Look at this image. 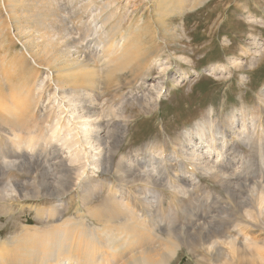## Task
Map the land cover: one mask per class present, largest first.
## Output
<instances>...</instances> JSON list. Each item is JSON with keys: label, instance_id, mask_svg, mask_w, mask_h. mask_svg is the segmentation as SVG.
<instances>
[{"label": "rangeland", "instance_id": "374dc122", "mask_svg": "<svg viewBox=\"0 0 264 264\" xmlns=\"http://www.w3.org/2000/svg\"><path fill=\"white\" fill-rule=\"evenodd\" d=\"M86 1L0 0V96L4 98V100L0 98L2 99L0 101L5 104L7 100L8 105L11 102L9 97L17 91L16 88L27 84L34 86V91L40 89L36 91L40 94L35 92L41 97L39 109L36 115H30L28 128L41 130L44 120L42 121L40 116L47 114L51 104L50 99L56 92L54 64L59 53L42 41L51 35L54 27L59 26V19L68 18L69 23L73 22V25H76L79 17L76 19L77 15L73 16L74 12L79 11L78 15L82 13L84 3H88ZM160 1L102 0L103 3H111L112 10L118 14V19H121L120 30L133 32L140 19L143 24L140 30L141 43L136 48L139 57L133 63L135 67L129 66L126 70L114 73L111 78L106 77L105 69L96 71L89 67L94 80L106 91V98L110 100L112 98L114 104L125 111L121 122L125 121L122 123L127 126L126 136L120 149L113 155L115 167L113 171L105 172L103 168L93 170L91 167L89 173L93 172L94 176L91 174L92 177L83 183L76 184V180L75 184L71 185L73 183L68 179V168L62 166L60 159L62 151L53 154L54 158L53 155L48 156L49 151L41 155L39 153L30 155L29 152L13 153L12 156H15L13 158L9 154L13 151L5 148L6 141H4L10 139L9 136L13 131L10 125L4 124L0 119V145H2L0 147L7 151H0V243L8 241L7 243L10 244L11 239L17 240L25 233L29 234L26 229L29 226L45 229L71 217L77 220L82 218L89 224L92 221L94 225L91 226L103 227L104 223L90 220L89 211L101 207L105 202H109L108 206L111 205L109 207L116 206L112 204L110 198L112 195H107L109 187L95 185L97 179H107V182H111L113 187L121 190L122 195L132 199L133 202H135L134 192L140 196L138 192L145 191L144 182L137 181L138 183L130 184L120 180V173L116 170L119 163H122L124 170L131 169L132 173H129L133 175L137 170L134 168L132 170L128 161L135 164L152 149L171 153L174 147L180 146L184 141L186 131H196L199 126L207 124L212 119L217 124H222L233 115L264 116V0H188L192 4L197 3L193 8L189 7L188 1L181 0L185 5L182 10L177 5L179 0H170V2L165 0L162 3ZM98 2L100 0H95V5ZM96 11L95 7H92V10L88 9L87 13L91 14L86 13L84 19L87 22L91 21L92 16L94 18L95 14H98ZM36 44L42 45L36 48ZM94 48L92 45L87 48L88 50L86 48L83 50L96 52ZM97 49L100 50L99 47ZM80 55L76 56L80 57ZM62 78L66 80L67 74H62ZM80 79L82 80L83 77L80 76ZM160 84L164 89L162 95L161 93L159 95ZM116 94L117 100L113 97ZM6 95L9 97L7 98ZM55 111L58 112L57 109ZM28 131L22 129L21 134L27 136ZM239 148V154L237 152L229 154L233 162L236 161L234 157L239 155V158L236 157L238 164L233 163L234 171H231L233 170L231 167L226 180L229 181L226 183L230 184V188L225 182L224 185L221 184L222 178L201 176L200 188L189 193L190 196L181 203L179 211L169 205L168 191H166L167 195L160 191L162 195L164 194L163 207L157 206L156 203L149 205L152 207L150 209L146 206L148 207L146 210H151V215H155L153 219L164 218L161 222L166 220L162 223L166 222L165 225L167 222L175 223L172 227L177 234L175 232L172 235L179 237V240H172L173 236L171 239L164 236L165 239L162 241L166 244L177 240L176 243L180 245L177 256L170 264H264V224H262L264 216L260 217V221L247 218L250 219L247 221H251V224L246 232H249L253 238L250 246L254 241L259 242L260 246H252V249L248 247L247 251L233 255L228 245L229 233L238 239V243L244 242V237L238 235V224L245 220L246 210L259 208L257 212L260 213L263 209L249 189H252L256 179L258 183L264 180L262 179L264 175L261 174L264 171V160L255 151L249 154L250 151L246 147ZM4 153L9 154L11 158L4 160ZM240 157L243 158V162ZM30 159L34 162L32 166ZM247 160L252 161L251 167L254 166V170L249 167L250 163ZM238 167L240 171H237ZM246 168L254 171V174ZM247 173L253 174H250V179ZM258 175L262 178L257 177ZM85 177L86 175L83 179ZM251 179L255 181L251 182ZM89 185L92 187L94 185V189L97 190L93 189L95 199L90 198L86 192L91 189ZM99 190L102 191L98 193ZM160 193L158 190L153 192L155 197ZM153 194H149L150 198ZM156 198H151V202L154 199V202L157 201ZM52 207L55 209V213L52 212L54 214L48 209ZM183 209L186 211L182 212ZM50 213L53 216H49ZM56 213L58 214L54 217ZM168 214H171L169 219H167ZM207 214L209 217H214L213 222ZM255 222L258 224H254ZM116 223H114L116 226L120 224ZM196 223H207L206 229L213 230L204 237H198L195 235L198 231H194ZM187 231L193 233L190 232L192 234L189 235ZM211 243H215L214 247L208 251ZM153 246L155 250L163 251V246L159 242Z\"/></svg>", "mask_w": 264, "mask_h": 264}, {"label": "bare ground", "instance_id": "6f19581e", "mask_svg": "<svg viewBox=\"0 0 264 264\" xmlns=\"http://www.w3.org/2000/svg\"><path fill=\"white\" fill-rule=\"evenodd\" d=\"M87 1L88 3H84L85 6H82V13L78 15L79 11L76 13L74 12L73 16L77 15L76 19L79 17L76 25H73V22L72 24L69 23L68 18L59 19V26L57 28L54 27L51 31V35L44 38V41H42L46 45L55 48L59 55L54 64L56 68V79L54 78L56 92H53V98L50 96L52 99H50L51 104L47 114L42 115L39 113L42 115L40 116L41 120H44L41 130L36 131L37 129L28 128L29 126H27L30 122V115H36V111L39 109L38 105L41 97L37 96L40 92L37 93L36 91L40 89L34 91V86H27V84L24 87L16 88L17 91L10 97L6 95L7 98L9 97V100H11L8 105L6 104V98L5 104L0 101V114L2 116H0V119H2L1 121H3L4 124L10 125L12 128L11 131H13V133L10 132V139L8 141L7 139L4 140L6 141V145L4 144L5 148H8V151H13L9 154L12 156L13 153L29 152L30 155L34 153H39L41 155L49 151L48 156L49 154L52 156L62 151V157L60 159H62V166L68 168V179L73 183L71 185L80 182L83 183L92 177L91 174H93V172L89 173L91 167L93 170H100L103 168L102 170L105 172L113 171L115 168L113 165V155L120 149V145L126 136L127 126L125 123H122L125 121L121 122V118L124 116L125 111H122V107L119 105V107H117L112 98L111 100L106 98V91L94 80V76L90 74L89 67H92L96 71L105 69L106 77L111 78L114 73L124 69L126 70L129 66H132L139 57L136 48L138 44L141 43L140 30L143 25L140 19V23L135 26L133 32L120 30L121 19L119 20L118 14L112 10L111 3L106 4L100 0V2L95 5V0ZM164 1L165 0H161L160 3ZM168 1L170 2V0ZM177 3L179 6L178 8H181V10L185 8L181 0ZM191 4L192 3L189 2L190 8L197 6V3ZM92 7L96 8L98 14H95L96 16H94V18L92 16L91 21L87 22L84 19V15H86L88 9L92 10ZM88 14L90 15L91 13L89 12L87 15ZM88 38L91 39L88 41ZM40 45L42 44H36L35 47L38 48ZM92 45L96 48V52L87 51V48ZM98 47L100 50L97 49ZM83 48L87 50L85 51ZM77 54H81L80 57L76 56ZM133 66L135 67V65ZM64 73L67 74L66 80L63 79L64 77L62 78V74ZM140 75L142 74L140 73ZM140 75H138V77ZM80 76L83 77L82 80ZM163 91L164 89L161 85L159 95L160 93L162 95ZM35 92L37 94H35ZM159 95L157 94L158 99ZM116 96L117 94L113 96L116 98L115 100L118 98V96ZM0 98L3 97L0 96ZM261 103L263 104V101ZM56 109L58 110L57 113L55 111ZM240 115L241 116L233 115L230 118L228 117L222 124H217L212 119L209 122L207 121V124L199 126L196 131H186L183 137L184 141L180 146L174 147L171 153L165 150L152 149L146 153V156L139 158L135 164L128 161V163H130V168H132V170L133 168L137 170V173L134 172V176L129 173H132V171H130L131 169L126 171L127 169L124 170L121 165L122 163H119L120 165L116 170L120 173L121 181L130 184H134L135 182L138 183L137 181L145 183V191L138 192L140 196L134 192L133 200L135 202L122 195L123 192L121 193V190L113 187L111 182H107V179H97V184L95 185H102L105 188L107 186L109 187V194L107 195H112V197H109L112 199V204L116 206L109 207L111 206H108L109 202H105L101 207L89 211L88 214L91 216L90 220L104 223L103 227L91 226V224L94 225L92 221H90L89 224L82 218L77 220L72 217L66 218L62 220L60 224L52 225V227H47L45 229L29 226L26 228L29 234L25 233L17 240L11 239L12 243L10 244L7 243L8 241L3 244L0 243L2 244L0 246V264H170L177 256L180 249V245L176 243L179 237H174L172 235L176 232L172 227L175 223H172V225L170 222L169 224L167 222L168 225H165L166 222L164 224L162 223L166 220L161 222L164 218L160 219L158 217L159 220H157L158 218L155 217L153 219L155 215L153 214L152 216L151 210H146L148 208L146 206L156 203L157 206L163 207L164 194L162 195L161 193L166 194V191H168L169 205L171 208L173 206L179 211L181 203L190 196L189 193L191 194L193 190L200 188L201 180L199 177L201 176L210 175L214 178H222L223 180L218 179L222 181V185L226 182L229 183V181L226 180H228L229 177V170L231 167L232 169L234 168L232 165L236 163V157L239 156V147L243 146L249 149V154L255 151L260 155V158L264 160V116H252L251 114V116ZM37 119L39 118L37 117ZM22 129L29 130L27 136L21 134ZM8 143L9 145H7ZM0 149V151H6L1 147ZM63 151L66 152L63 153ZM236 152L238 153L237 156L234 157L236 161L234 160L235 162H233V158L229 157V154ZM5 153L3 159H10V155H5ZM12 157L14 158L15 156ZM52 157L54 158V155ZM240 159L242 160L243 158L240 157ZM30 160L32 162L33 159ZM263 160L260 161L263 162ZM244 161L246 160L244 159ZM125 162L127 163V161ZM238 162L240 161L238 160ZM251 162L252 161L248 162L250 163L249 167L254 170V166L251 167V164H253ZM253 162L255 161L253 160ZM33 164L34 162H32L31 166ZM248 168L246 169L251 170ZM238 169H240V167L237 168V171H240ZM252 170L250 172H252ZM255 170H257V168H255ZM231 171L233 172L234 169ZM263 172L261 173L262 176L264 175ZM248 174L249 173H247V176ZM255 174H257V172ZM85 175L86 177L83 179ZM245 175L242 176L245 177ZM257 177H259V175ZM235 179H237V176ZM76 180L77 182H75ZM238 181L240 182L241 180ZM252 181L254 182L255 180L251 179V182ZM256 181L254 184L250 182L253 186L249 191L256 197L258 205L263 209L262 211L260 209V213L257 212L259 208L252 211L246 210V215L248 217L245 215V220L238 224V235L244 237L243 243H238V239L232 237L230 233L228 234L227 239L230 240L228 245L231 253H234L233 255L247 251L249 248L252 249V246H260L259 242L255 241L252 242L253 244L250 246V241H252L253 238L249 232H246L251 224V221H247L250 219L247 218H253L252 221H260V217L264 216V180H260L261 183L259 179V183ZM226 185L230 188V184L228 185L226 183ZM248 187L249 186H247V188ZM90 188L91 189L88 191L86 190V192L90 198L95 199L96 196L93 194L94 185L93 187L90 186ZM234 188L237 189L236 187ZM156 190H158L159 193L161 191L160 194H157V198L154 196L155 194H153ZM94 191H97L96 188ZM101 191L99 190L98 193ZM185 191H187V193ZM233 191L231 190V192ZM86 192L83 194L85 195ZM149 194H153L151 198H156L157 201L154 202V199L153 202H151ZM252 198L253 197H251V199ZM83 199L85 200V198ZM87 200L88 199H86V201ZM106 200L108 199L106 198ZM139 206L141 208H139ZM150 208L152 207L149 206V209ZM48 209L51 213H55L53 207ZM186 210L183 209L182 212ZM154 212L156 213V211ZM51 213L49 216L54 214ZM57 214L58 213H56L54 217H56ZM169 218H171V214H168L167 219ZM208 218H211V220L214 219V217L209 216ZM116 221L120 224L123 221L125 222L116 226L114 224ZM207 223H196L194 231L198 232L197 234L194 232V234L198 237H204L205 234H210L213 229H206L208 227ZM254 224L258 223L255 222ZM190 232H188L189 235L193 233ZM164 236L170 239L173 236L172 240H177L165 244L162 243L165 239ZM158 242L163 246V251L155 250L153 245ZM214 244L215 243H211L210 249L207 250L210 251L214 247Z\"/></svg>", "mask_w": 264, "mask_h": 264}]
</instances>
